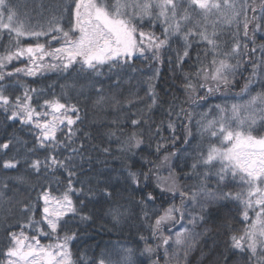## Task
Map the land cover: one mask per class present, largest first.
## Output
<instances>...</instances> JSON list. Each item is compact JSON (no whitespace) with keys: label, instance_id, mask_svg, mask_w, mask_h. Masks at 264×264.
<instances>
[{"label":"trees","instance_id":"16d2710c","mask_svg":"<svg viewBox=\"0 0 264 264\" xmlns=\"http://www.w3.org/2000/svg\"><path fill=\"white\" fill-rule=\"evenodd\" d=\"M99 2L132 56L64 52L79 0H0V264L27 243L72 264H264L244 239L264 202L206 159L219 115L264 99V0H214L223 22L200 0Z\"/></svg>","mask_w":264,"mask_h":264},{"label":"rangeland","instance_id":"374dc122","mask_svg":"<svg viewBox=\"0 0 264 264\" xmlns=\"http://www.w3.org/2000/svg\"><path fill=\"white\" fill-rule=\"evenodd\" d=\"M213 1L200 0V4L203 8L210 6L219 22H223L226 16L230 17L228 9L219 6L215 10L217 5ZM78 14L80 19L90 21L85 22L79 40L64 49L66 54L77 53L91 65L134 54L135 39L131 29L112 19L99 0H79ZM51 117L54 124L62 120L59 115ZM218 120V129L210 132V140L215 145L210 146L207 152V162L219 166L222 175L218 180L221 182L226 174L238 176L241 184L245 185L246 180L250 182L245 199L251 204L249 209L255 210L264 202V135L254 137L247 128L264 121V99L254 98L245 104L235 102L227 114L219 115ZM47 213L52 217L62 216L69 210L63 205H51L47 207ZM244 239L251 251L258 252V247H262L264 222L258 213L251 219ZM10 254L12 264H72L68 244H16Z\"/></svg>","mask_w":264,"mask_h":264}]
</instances>
